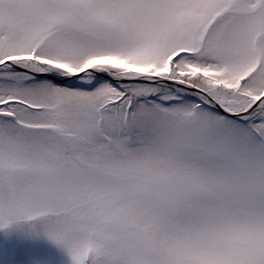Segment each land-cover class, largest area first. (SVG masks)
Here are the masks:
<instances>
[{"label": "snow or ice", "instance_id": "6c2138e0", "mask_svg": "<svg viewBox=\"0 0 264 264\" xmlns=\"http://www.w3.org/2000/svg\"><path fill=\"white\" fill-rule=\"evenodd\" d=\"M0 232L264 264V0H0Z\"/></svg>", "mask_w": 264, "mask_h": 264}, {"label": "rangeland", "instance_id": "374dc122", "mask_svg": "<svg viewBox=\"0 0 264 264\" xmlns=\"http://www.w3.org/2000/svg\"><path fill=\"white\" fill-rule=\"evenodd\" d=\"M0 264H70V260L46 238H26L21 232H0Z\"/></svg>", "mask_w": 264, "mask_h": 264}]
</instances>
